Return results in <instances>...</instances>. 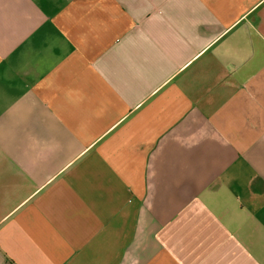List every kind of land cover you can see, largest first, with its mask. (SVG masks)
Wrapping results in <instances>:
<instances>
[{
    "label": "crops",
    "instance_id": "crops-1",
    "mask_svg": "<svg viewBox=\"0 0 264 264\" xmlns=\"http://www.w3.org/2000/svg\"><path fill=\"white\" fill-rule=\"evenodd\" d=\"M0 264H264V0H0Z\"/></svg>",
    "mask_w": 264,
    "mask_h": 264
}]
</instances>
